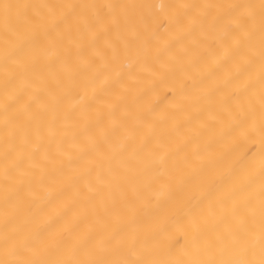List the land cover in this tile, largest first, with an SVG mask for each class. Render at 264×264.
Here are the masks:
<instances>
[{
    "label": "bare ground",
    "instance_id": "6f19581e",
    "mask_svg": "<svg viewBox=\"0 0 264 264\" xmlns=\"http://www.w3.org/2000/svg\"><path fill=\"white\" fill-rule=\"evenodd\" d=\"M259 2L0 0V264L244 258Z\"/></svg>",
    "mask_w": 264,
    "mask_h": 264
},
{
    "label": "snow or ice",
    "instance_id": "6c2138e0",
    "mask_svg": "<svg viewBox=\"0 0 264 264\" xmlns=\"http://www.w3.org/2000/svg\"><path fill=\"white\" fill-rule=\"evenodd\" d=\"M255 4V3H252ZM3 6V5H0ZM259 8L264 12V0H260ZM248 9H252L249 7ZM248 22L254 24L255 16L253 12H250L248 15ZM261 30L264 32V19L261 22ZM261 62L264 63V51L261 52ZM261 84L264 85V76L261 77ZM235 131H238L245 143H259V149L256 155L252 160L248 161L242 171H246L251 168L258 167L260 180H261V191L264 193V100H262V110L260 117L257 120L253 112L246 113L242 116L240 121L236 125ZM253 215H255V210L250 209ZM260 215H261V236L259 237L256 243L259 244V259L247 258L255 256L256 243H253L250 247H244L241 250V254L244 258L236 260H214V259H188V258H177L169 259L163 261H145L140 259L124 261L123 264H264V199L261 200L260 204ZM195 243V241H194ZM13 254H18L16 250H13ZM83 255L87 258H77L80 255ZM72 259L64 261H37L36 264H120L118 261H110L101 258H91L90 252L85 249L82 251H76L73 253ZM3 264H13L11 261H5Z\"/></svg>",
    "mask_w": 264,
    "mask_h": 264
}]
</instances>
